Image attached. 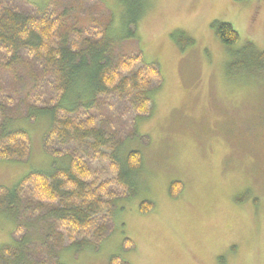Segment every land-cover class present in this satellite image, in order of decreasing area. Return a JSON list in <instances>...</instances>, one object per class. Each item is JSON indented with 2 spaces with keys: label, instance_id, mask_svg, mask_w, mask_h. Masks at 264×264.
Instances as JSON below:
<instances>
[{
  "label": "rangeland",
  "instance_id": "rangeland-1",
  "mask_svg": "<svg viewBox=\"0 0 264 264\" xmlns=\"http://www.w3.org/2000/svg\"><path fill=\"white\" fill-rule=\"evenodd\" d=\"M136 8L100 0L98 12L112 14L121 29L141 11L136 32L143 60L161 70L150 114L111 139L112 145L119 142L122 160L139 151L142 166L133 175L135 184L130 181L122 192L112 167L100 160L99 180L112 181L108 190L118 197L112 217L103 222L112 232L98 248L70 246L60 260L107 264L118 256L130 264H264V63L236 71L248 55L247 43L264 49V0H143ZM213 21L231 25L238 43L226 49ZM188 39L192 43L182 51ZM20 125L31 138L30 155L26 162L0 161V188L10 190L29 172L48 170L52 161L42 148L48 122ZM175 181L182 190L173 199L169 188ZM143 201L152 204L145 214L139 211ZM22 218L0 211V244H10ZM126 239L133 248L125 247Z\"/></svg>",
  "mask_w": 264,
  "mask_h": 264
},
{
  "label": "trees",
  "instance_id": "trees-1",
  "mask_svg": "<svg viewBox=\"0 0 264 264\" xmlns=\"http://www.w3.org/2000/svg\"><path fill=\"white\" fill-rule=\"evenodd\" d=\"M122 1L138 11L143 2ZM98 9L100 0H0V161H27L31 138L20 124L43 119L49 128L42 148L52 159L48 170L0 188V211L24 223H17L10 244H0V264H64L60 253L70 246L98 248L112 232L103 222L118 197L108 190L112 181L99 180L97 165L107 160L122 192L142 166L139 151L122 160L111 139L150 114L163 77L157 62L143 60L136 32L141 11L117 29L113 15ZM211 28L226 49L238 43L231 25L213 21ZM245 48L236 71L261 67L264 49ZM181 190L172 182L169 196ZM151 209L149 202L139 205L141 214ZM125 247L133 243L126 239ZM107 264L130 263L111 256Z\"/></svg>",
  "mask_w": 264,
  "mask_h": 264
}]
</instances>
